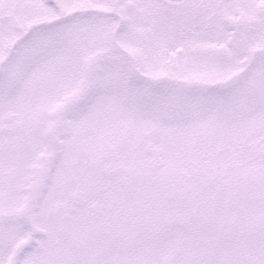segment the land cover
Wrapping results in <instances>:
<instances>
[{"label":"snow or ice","instance_id":"obj_1","mask_svg":"<svg viewBox=\"0 0 264 264\" xmlns=\"http://www.w3.org/2000/svg\"><path fill=\"white\" fill-rule=\"evenodd\" d=\"M0 264H264V0H0Z\"/></svg>","mask_w":264,"mask_h":264}]
</instances>
